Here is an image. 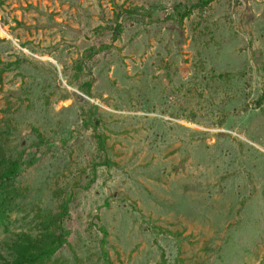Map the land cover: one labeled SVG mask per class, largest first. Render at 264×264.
<instances>
[{
    "label": "rangeland",
    "instance_id": "obj_1",
    "mask_svg": "<svg viewBox=\"0 0 264 264\" xmlns=\"http://www.w3.org/2000/svg\"><path fill=\"white\" fill-rule=\"evenodd\" d=\"M182 1L0 0V151L25 165L1 260L69 201L47 264H264V0H214L178 26ZM134 8L151 19L112 41ZM77 60L90 98L89 77L69 84Z\"/></svg>",
    "mask_w": 264,
    "mask_h": 264
},
{
    "label": "trees",
    "instance_id": "obj_2",
    "mask_svg": "<svg viewBox=\"0 0 264 264\" xmlns=\"http://www.w3.org/2000/svg\"><path fill=\"white\" fill-rule=\"evenodd\" d=\"M214 0H183L174 6V15L176 17V24L181 26L182 21L188 17L193 11L200 10L203 11L205 8L210 6ZM120 12L114 17V26L112 30V41H116L119 38L120 30L122 27L123 20L127 16L138 15L137 21L142 22L145 19L150 20L152 13L142 14L139 13L138 9H119ZM145 15V16H144ZM173 17H170L172 19ZM169 20V18L167 19ZM163 23V20L161 21ZM165 22V21H164ZM108 43L101 44L94 48L96 52H101L106 50ZM11 64L4 63L0 60L1 71H6L10 69ZM90 68L87 66V61L77 60L73 67L72 74L70 76L69 84L77 83L80 77L87 78L78 87L79 90L84 94L85 97H91V87L92 82L89 80L91 77ZM260 101H264V84L262 86V95L258 102L255 104L259 105ZM82 127H97L99 121L95 119L92 112L88 113L87 118L82 123ZM2 135L4 138L12 139L11 130L9 125L6 126ZM0 134V137H2ZM99 150H103L104 137L96 136ZM44 141L42 138H38L36 146L42 147ZM24 158L23 154L19 153L15 157H9L5 155L4 152L0 151V229L7 228V222L10 213L13 211V204L16 201L17 190L14 188L13 184L18 176L22 173L25 165H23ZM108 162L100 164V166L108 165ZM95 175L88 181L85 189L89 188L94 182ZM70 198V196H69ZM68 203L65 201L60 205V210L55 215L45 214L41 216L39 221V230L37 236L32 237V234L26 232H20L11 238V241L5 245V249L8 253V258L3 259L0 256V264H47L49 263L53 256L66 244L67 231L63 227V222L68 218Z\"/></svg>",
    "mask_w": 264,
    "mask_h": 264
}]
</instances>
